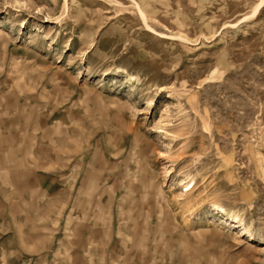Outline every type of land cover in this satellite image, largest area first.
Wrapping results in <instances>:
<instances>
[{"label": "rangeland", "instance_id": "obj_1", "mask_svg": "<svg viewBox=\"0 0 264 264\" xmlns=\"http://www.w3.org/2000/svg\"><path fill=\"white\" fill-rule=\"evenodd\" d=\"M0 34V264H264V0H0Z\"/></svg>", "mask_w": 264, "mask_h": 264}, {"label": "bare ground", "instance_id": "obj_2", "mask_svg": "<svg viewBox=\"0 0 264 264\" xmlns=\"http://www.w3.org/2000/svg\"><path fill=\"white\" fill-rule=\"evenodd\" d=\"M7 31V30H6ZM1 35V34H0ZM166 108H165V112H167V111H169L170 109H169V104H166V106H165ZM166 114V113H165ZM222 220H221V222H222V224H220L221 226V228H224V227H226V225H228V226H231V228H232V230H233V233H234V237L233 238H235L236 240L237 239H241L242 240V238H243V235H244V233H245V231L243 230V229H237V227L239 228V225L240 224H238V222L237 221H235V222H232L229 218H221ZM246 235V234H245ZM249 236V238L248 239H253V236L251 235V234H249L248 235ZM249 242V241H248ZM251 242V241H250Z\"/></svg>", "mask_w": 264, "mask_h": 264}]
</instances>
